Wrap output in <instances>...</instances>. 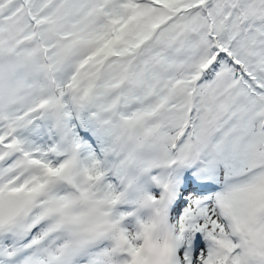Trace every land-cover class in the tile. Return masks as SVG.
<instances>
[{
	"label": "snow or ice",
	"instance_id": "obj_1",
	"mask_svg": "<svg viewBox=\"0 0 264 264\" xmlns=\"http://www.w3.org/2000/svg\"><path fill=\"white\" fill-rule=\"evenodd\" d=\"M0 264H264V0H0Z\"/></svg>",
	"mask_w": 264,
	"mask_h": 264
}]
</instances>
